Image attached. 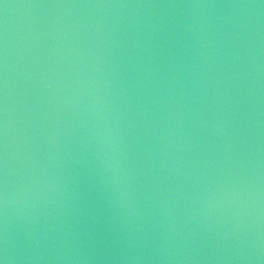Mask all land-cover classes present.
<instances>
[{
    "label": "water",
    "instance_id": "1",
    "mask_svg": "<svg viewBox=\"0 0 264 264\" xmlns=\"http://www.w3.org/2000/svg\"><path fill=\"white\" fill-rule=\"evenodd\" d=\"M0 264H264V0H0Z\"/></svg>",
    "mask_w": 264,
    "mask_h": 264
}]
</instances>
